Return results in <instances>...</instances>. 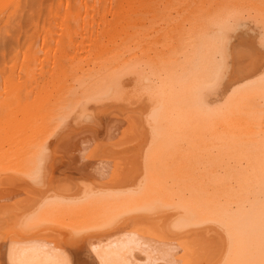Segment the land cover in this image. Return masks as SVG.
I'll return each mask as SVG.
<instances>
[{
    "label": "bare ground",
    "instance_id": "6f19581e",
    "mask_svg": "<svg viewBox=\"0 0 264 264\" xmlns=\"http://www.w3.org/2000/svg\"><path fill=\"white\" fill-rule=\"evenodd\" d=\"M264 264V0H0V264Z\"/></svg>",
    "mask_w": 264,
    "mask_h": 264
},
{
    "label": "snow or ice",
    "instance_id": "6c2138e0",
    "mask_svg": "<svg viewBox=\"0 0 264 264\" xmlns=\"http://www.w3.org/2000/svg\"><path fill=\"white\" fill-rule=\"evenodd\" d=\"M18 264H38L37 261H26V260H20Z\"/></svg>",
    "mask_w": 264,
    "mask_h": 264
}]
</instances>
